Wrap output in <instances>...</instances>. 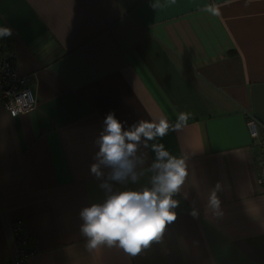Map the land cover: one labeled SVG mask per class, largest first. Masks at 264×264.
<instances>
[{"label": "crops", "instance_id": "0c3cea01", "mask_svg": "<svg viewBox=\"0 0 264 264\" xmlns=\"http://www.w3.org/2000/svg\"><path fill=\"white\" fill-rule=\"evenodd\" d=\"M4 26L0 51L37 104L0 105V264H14V218L39 247L19 264H264V0H0ZM109 112L125 127L192 113L159 141L188 155L177 218L135 256L89 252L80 233L82 208L107 195L90 166ZM140 151L147 169L155 153ZM214 190L221 216L206 208Z\"/></svg>", "mask_w": 264, "mask_h": 264}, {"label": "clouds", "instance_id": "9594fccd", "mask_svg": "<svg viewBox=\"0 0 264 264\" xmlns=\"http://www.w3.org/2000/svg\"><path fill=\"white\" fill-rule=\"evenodd\" d=\"M159 6L158 2L152 5ZM205 11L219 16V8L209 7ZM10 27H0V39L12 36ZM192 118L190 112H179L174 123L163 116L141 119L125 127L115 112H109L103 120L102 129L96 138L98 151L90 171L101 179V188L107 190L102 202L85 206L79 215L83 221L80 233L85 238V248L91 252L98 246H118L127 254L135 256L153 240H159L166 225L177 218L175 209L179 200L174 196L181 191L189 176L188 155H173L159 142L170 131L186 126ZM155 153L151 165L144 169L147 153ZM104 169H110L105 178ZM150 172L149 185L140 188L114 190L109 181L126 184L136 183L145 172ZM219 186H217L218 188ZM186 198V197H185ZM207 210L221 216V201L214 190L210 193ZM193 216H198L196 209Z\"/></svg>", "mask_w": 264, "mask_h": 264}, {"label": "built area", "instance_id": "2783aa9c", "mask_svg": "<svg viewBox=\"0 0 264 264\" xmlns=\"http://www.w3.org/2000/svg\"><path fill=\"white\" fill-rule=\"evenodd\" d=\"M29 76L19 74L15 64L12 63L9 53L0 51V105L13 116L32 109L37 100L28 87ZM255 119L246 121L249 136L257 135V128L254 126ZM256 183L264 182V159L260 161L256 174ZM12 235L15 237L14 264L22 263L26 257L39 251V247L31 240V237L24 234L25 223L22 218H14L11 222Z\"/></svg>", "mask_w": 264, "mask_h": 264}]
</instances>
